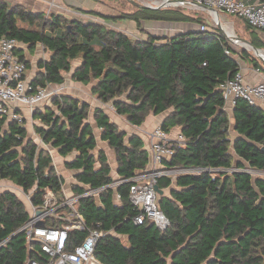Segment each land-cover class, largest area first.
Masks as SVG:
<instances>
[{
	"label": "trees",
	"instance_id": "obj_1",
	"mask_svg": "<svg viewBox=\"0 0 264 264\" xmlns=\"http://www.w3.org/2000/svg\"><path fill=\"white\" fill-rule=\"evenodd\" d=\"M102 17L130 19L139 26L144 21H201L173 6H136L134 12ZM2 37L16 38L30 48L42 43L53 51L43 63V86L63 83L64 72H70L73 61L82 58L74 79L86 84L100 79L95 89L100 99L115 101L117 113L135 125H141L151 112L160 114L173 108L162 127L168 132L175 125L182 126L186 143L177 146L174 156L165 160L167 166L245 168L248 164L264 171V109L239 98L234 106L238 136H231L220 85L239 71V63L222 33L149 34L147 39H138L99 22L36 13L0 0ZM263 45V40L255 43L257 48ZM17 52L26 59L23 49ZM245 54L247 51L240 57L261 66L257 58L248 59ZM52 102L53 107L34 113L39 121L36 133L62 155L78 153L69 166L82 170L78 177L84 184L100 188L112 183L104 152L98 155L99 167L91 153L96 137L86 122L90 105H80L65 95L54 97ZM95 116L103 129L102 138L118 153L122 178L144 170L148 155L142 150L141 139L134 136L127 146L126 134L102 108L95 109ZM27 137L25 122L12 121L6 128L0 121V180H12L31 193L34 204H39L48 188L59 195L62 178L52 166L50 152ZM232 146L241 160L232 154ZM170 184L168 176L159 181L161 188ZM132 185V181H126L118 186L122 204L112 200V188L102 193V206L91 197L79 200L78 209L89 227L103 232L95 248V257L102 264H264L263 176L254 177L246 171L179 175L177 186L181 189H173L172 197L159 199L161 210L171 222L165 230L149 220L144 224L134 222L138 209L129 200ZM28 219L29 212L16 194H0V242L12 236L0 248V264H26L30 257L42 260L38 253L29 252L24 233H18ZM112 229L128 234L129 243L109 234ZM87 234L72 232L70 248Z\"/></svg>",
	"mask_w": 264,
	"mask_h": 264
},
{
	"label": "built area",
	"instance_id": "obj_2",
	"mask_svg": "<svg viewBox=\"0 0 264 264\" xmlns=\"http://www.w3.org/2000/svg\"><path fill=\"white\" fill-rule=\"evenodd\" d=\"M184 1L193 4H184ZM152 2L156 4L152 6L167 2L168 7H193L208 11L216 22V29L220 25L219 14L226 13L245 20L255 29L264 31V0H152ZM198 30L203 33L210 32L206 23L199 24ZM212 32L218 34L216 30ZM25 47L26 44L16 38H0V121H4L5 124L10 121L25 122L23 108L34 116L39 108H44L50 98L60 96L61 93V88L53 90L48 87V84L35 87L29 82L27 60L22 59L20 53L17 52L19 49L24 50ZM226 53L232 54L229 49ZM256 70L261 71L260 68ZM220 88L223 90L226 104L232 106L236 105L239 98L246 99L250 104H257L258 100H264V79L250 82L240 70L224 81ZM153 138L156 141L149 148L153 166L138 171L131 178H122L115 185L89 188L83 194L65 198H60L55 191L48 188L39 204H34L31 193H26L29 201V219L18 230V233H24L29 252H36L42 257V260L30 257L26 264H102L95 257V248L103 232L89 227L86 218L78 209V203L81 198L95 197L111 186H119L123 182L132 181L129 200L138 209V213L133 218L134 222L144 224L149 220L161 230H165L171 222L159 206L160 196L156 190L162 177L238 171H246L253 176L255 173H264L262 170L249 166L245 168L163 166L166 159L170 160L174 156L176 147L186 143L185 136L180 133L172 138L163 127L159 126L153 132ZM118 197L121 195L118 194ZM38 211L41 213L38 214ZM75 231L88 234L83 241L70 248L71 235ZM11 237L2 240L0 248L9 242Z\"/></svg>",
	"mask_w": 264,
	"mask_h": 264
},
{
	"label": "crops",
	"instance_id": "obj_3",
	"mask_svg": "<svg viewBox=\"0 0 264 264\" xmlns=\"http://www.w3.org/2000/svg\"><path fill=\"white\" fill-rule=\"evenodd\" d=\"M9 6H23L32 10L36 13H45L47 15L61 14L71 19H77L80 21H91L99 22L105 24L108 28L116 30L119 32L126 33L127 35L138 38V39H147L149 34L155 36H165L170 34L169 32H179L184 30L185 32H194L197 27L191 28L190 23L197 24L193 22H165V21H144L141 26H139L135 21L130 19H121L119 20H104L102 16H111L113 15L111 11L107 10L104 7L102 0H3ZM203 11V9H200ZM207 12V11H206ZM209 14V13H207ZM210 16V15H209ZM208 16V17H209ZM125 20V21H124ZM128 21V22H126ZM120 22H125V25H119ZM188 24V26H187ZM220 26V25H219ZM253 28V27H252ZM261 31V30H259ZM262 32V31H261ZM264 32V31H263ZM246 49V48H245ZM26 56L28 69L27 77L29 82H31L35 87H42L41 79L43 78L44 66L43 63L46 60H49L53 55V51L46 48L42 43H38L34 48H30L26 45L23 50ZM238 56V57H237ZM238 53L234 54V57L239 63V70L245 74V77L250 82H257L264 79V62L261 60V66H255L253 62H248L240 57ZM254 58V57H253ZM256 58V57H255ZM240 59V61H239ZM252 59V57H251ZM259 60V61H260ZM82 58H78L73 61L72 69L70 72H64V81L61 84L48 83V87L51 89L61 88L60 95H65L72 97L79 101V104L88 103L90 105V110L88 113V118L86 122L90 123L94 135L96 137V147L91 153L96 158V167L100 166L98 161V155L100 152H104L107 158V163L110 167V176L112 177V183L110 185H115L119 180L122 179V175L119 173V159L118 153L114 147H112L109 141L102 138L103 129L99 127L96 116L95 109L102 108L106 114L110 117V120L115 123L120 131H123L126 134L125 144L130 145V140L132 137H139L142 141V150L147 152L148 161L146 168L153 166L149 148L151 144L156 141L153 138V132L159 126L162 127L163 122L169 117L170 113L173 111V108L168 109L165 112L160 114H154L151 112L146 120L141 125H135L129 121L127 116L117 113L114 104L112 101L103 102L98 93L95 92L96 87L99 84L100 79H93L89 83H83L74 79L75 69L81 65ZM256 68H260L261 71L257 72ZM123 99L125 97H122ZM53 98H50L46 103V106L53 107ZM257 105L264 109V100H258ZM225 109L229 115L231 122V136L232 139L237 138L238 133L235 131V118H234V106L226 104ZM22 113L25 117L26 127L28 129V137L33 138L40 146V148H45L48 150L53 158L52 166L55 168V171L62 178V190L59 193L60 198L71 197L75 195L83 194L87 189L92 188L89 184H84L80 181L78 175L82 171L78 168H73L69 166L70 163L76 160L78 153L72 152L68 155H62L59 152L58 148H53V146L46 144L42 137L38 135L35 131V125L39 123L37 119L28 111L26 108L22 109ZM11 123L8 122L5 124V127ZM183 127L180 125L173 126L169 131V135L172 138L177 137L182 133ZM183 134V133H182ZM234 141V140H233ZM231 152L234 154L237 160L241 158L236 155L234 146L231 147ZM166 165L165 163L163 166ZM139 171V170H138ZM171 178V184L167 187H162L164 194L162 196L172 197L171 192L173 189H181L177 186V177L169 176ZM79 188H83V192H79ZM112 188V200L117 204H122V198L118 197V186H111ZM6 191H10L16 194L25 204L29 206V201L25 199L26 192L25 190L15 184L12 180L2 179L0 180V194ZM105 191V190H104ZM103 191V192H104ZM102 192V193H103ZM91 197L95 200V203L98 206H102L101 195ZM159 198V199H160ZM29 210V208L27 209ZM118 238H121L122 241L127 245L129 243L130 236L128 234L117 233L114 229L108 232Z\"/></svg>",
	"mask_w": 264,
	"mask_h": 264
},
{
	"label": "rangeland",
	"instance_id": "obj_4",
	"mask_svg": "<svg viewBox=\"0 0 264 264\" xmlns=\"http://www.w3.org/2000/svg\"><path fill=\"white\" fill-rule=\"evenodd\" d=\"M102 1L104 4V7H106L107 10L111 11L112 14H118V13L123 14L126 12H134L136 10V6L133 3H131L129 0H102ZM136 1H138L142 4L156 5L152 2V0H145V1L144 0H136ZM176 8H178V7H176ZM180 8L185 9L187 14L189 13L193 16H196L197 18H199L202 21V22L200 21V23L199 22H193V23H197L195 25L190 23L191 28L195 29L197 27L196 30H198L199 24L206 23L208 25L211 33L213 30H216L217 33L220 32L225 36L228 43L235 50V53H238L239 55H241L242 53H244V51H247V54H245V55L249 56L248 59H251V57L252 58L256 57L258 60H260V57L256 54V50L254 47H255V43L261 42L262 40L264 42V32L263 31L261 32L258 29L249 27L245 20L237 18L233 15L226 14V13H220L219 14L220 26H218L216 29V26H217L216 22H215L212 15L207 14L208 11L207 12L204 10L202 11L200 9H196L193 7H180ZM125 20H127V19H125ZM126 22H128V21H126ZM119 25H125V22H120ZM187 26H188V24H187ZM231 29L234 32L233 36H231L228 32ZM169 33L170 34H168V36H172L173 34L178 33V32L174 31V32H169ZM239 38L247 39L248 41H250V44H248V46H247V43L243 42ZM258 48L260 49V53L262 51V53H263L262 55H264V47H258ZM239 61H240V59H239ZM260 62H261V60H260ZM28 71H29V69H27V72ZM254 176L255 177L256 176H263L264 177V173H259V174L255 173ZM25 199H26V196H25ZM26 209H28L27 206H26Z\"/></svg>",
	"mask_w": 264,
	"mask_h": 264
},
{
	"label": "water",
	"instance_id": "obj_5",
	"mask_svg": "<svg viewBox=\"0 0 264 264\" xmlns=\"http://www.w3.org/2000/svg\"><path fill=\"white\" fill-rule=\"evenodd\" d=\"M131 3H133L135 6H137V7H150V8H162V7H168L167 6V2H164V3H162V4H160V5H158V6H152V5H148V4H142V3H140V2H138V1H136V0H129ZM169 2H171V1H169ZM184 4H193V3H191V2H188V1H184ZM196 31H198V30H196ZM195 31V32H196ZM181 33L183 32V31H180ZM179 32V33H180ZM240 40H242L243 42H246L247 44H250V41H248L247 39H244V38H239ZM255 48V50H256V54L260 57V59L264 62V55H262V54H258V51H260V49L259 48H257V47H254ZM114 102L115 101H113V104H114ZM262 150H264V147H262ZM248 166V165H247ZM156 190H157V192L160 194V195H163L164 194V190L163 189H161V187L159 186V185H157L156 186ZM41 213V211H38V214H40ZM40 224H42V222H40Z\"/></svg>",
	"mask_w": 264,
	"mask_h": 264
},
{
	"label": "bare ground",
	"instance_id": "obj_6",
	"mask_svg": "<svg viewBox=\"0 0 264 264\" xmlns=\"http://www.w3.org/2000/svg\"><path fill=\"white\" fill-rule=\"evenodd\" d=\"M144 1H145V0H144ZM228 32H229V34H230L231 36H233L234 32H233L232 29L229 30ZM244 44H245V43H244ZM247 46H248V44H247ZM258 54H263V53H262V51H261V53H260V51H258Z\"/></svg>",
	"mask_w": 264,
	"mask_h": 264
}]
</instances>
